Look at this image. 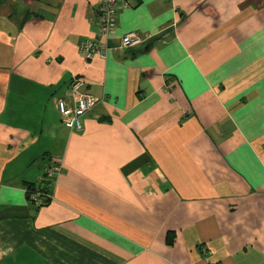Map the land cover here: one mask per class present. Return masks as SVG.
I'll return each instance as SVG.
<instances>
[{
	"label": "crops",
	"instance_id": "1",
	"mask_svg": "<svg viewBox=\"0 0 264 264\" xmlns=\"http://www.w3.org/2000/svg\"><path fill=\"white\" fill-rule=\"evenodd\" d=\"M132 3L87 67L100 0H0V264H264V0Z\"/></svg>",
	"mask_w": 264,
	"mask_h": 264
},
{
	"label": "built area",
	"instance_id": "2",
	"mask_svg": "<svg viewBox=\"0 0 264 264\" xmlns=\"http://www.w3.org/2000/svg\"><path fill=\"white\" fill-rule=\"evenodd\" d=\"M133 0H100L96 13V35L79 45V54L87 67H90L97 57L106 58L110 51L123 54L126 50L140 46L146 40L135 32L123 36L117 47L110 46V40L117 31V15L122 9L132 8ZM87 82L75 78L70 86L67 97L59 98L57 108L63 123L69 130L82 131L83 117L90 112L100 100L85 91ZM64 167L61 158H53L45 168L44 178L34 186L31 200L39 209L54 199L53 190L57 179L63 174ZM45 182V183H44Z\"/></svg>",
	"mask_w": 264,
	"mask_h": 264
},
{
	"label": "trees",
	"instance_id": "3",
	"mask_svg": "<svg viewBox=\"0 0 264 264\" xmlns=\"http://www.w3.org/2000/svg\"><path fill=\"white\" fill-rule=\"evenodd\" d=\"M34 192V184L29 185V187L27 188V194L29 199H31L30 195Z\"/></svg>",
	"mask_w": 264,
	"mask_h": 264
}]
</instances>
